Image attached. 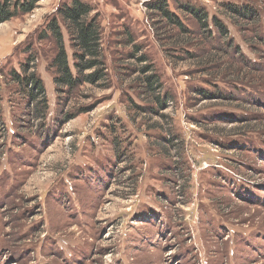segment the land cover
<instances>
[{
    "label": "rangeland",
    "instance_id": "obj_1",
    "mask_svg": "<svg viewBox=\"0 0 264 264\" xmlns=\"http://www.w3.org/2000/svg\"><path fill=\"white\" fill-rule=\"evenodd\" d=\"M72 1L39 0L0 23V264H264V0H78L100 29L106 78L70 94L54 82L50 27L75 75L60 20ZM161 2L192 53L226 68L161 47L174 35L150 11ZM223 5L253 8L258 23H231ZM187 9L207 16V40ZM132 46L164 110L138 89ZM26 65L42 108L14 83ZM243 68L242 82L223 75Z\"/></svg>",
    "mask_w": 264,
    "mask_h": 264
},
{
    "label": "trees",
    "instance_id": "obj_2",
    "mask_svg": "<svg viewBox=\"0 0 264 264\" xmlns=\"http://www.w3.org/2000/svg\"><path fill=\"white\" fill-rule=\"evenodd\" d=\"M38 1L39 0H25L22 3H19L18 1L11 5V0H4L0 3V23L10 20L18 12L21 14H29L34 9V6ZM222 8L223 14L233 24H243L245 21H248L247 23L249 24L253 23L254 25L258 23V16L255 12H253L254 9L251 7L246 6L238 9L233 5H223ZM150 11L155 14L158 13L159 18L165 21L167 25L166 29L169 31V34L173 35L174 33L173 36L168 34L170 37L165 35V37H167L165 40L166 44L161 46L164 50H172L175 54L180 53L183 55V60L185 62L196 63L195 65L200 67L204 65L203 68L212 66V64L218 65L215 61V56L217 55H215V53L213 54V52L203 54V56H195L192 53V50H194L193 46L195 48L198 46L191 45V36L193 35H191L189 31L182 26L178 18L167 11L165 2L158 3L155 6L153 5ZM89 12V7H86L78 0H73L70 6L60 12V20L68 31L73 49L77 51L73 55L75 61V75H73L69 70L62 34L59 31L57 22H54L55 24H52L50 27V33L52 36L51 40L54 41L56 46V54L54 56L52 67L55 69V73L58 77L54 82L59 87V90L65 89V92L70 94L84 84L95 86L99 82L104 81L106 78L104 62L102 59L101 32L99 27L95 25V21L88 19ZM187 14L188 16H191L192 20L198 26L200 33H202V37L204 34L207 40V38L211 36V33L208 31L207 16L196 9H187ZM213 25L216 30H218L219 35L225 38L227 29L224 28L222 23L215 19L213 21ZM123 36L127 40V46L132 45L133 40L129 31H126ZM157 40L162 44L160 38H157ZM131 49L133 54L129 56V59L134 60L138 65L144 64L146 62L144 56H140L138 58L135 57L140 54L139 48L132 46ZM173 60L183 61L182 57H173ZM27 68L28 65L23 67V78H19L14 75L13 79L16 81L14 83L18 87L19 91L31 100L32 103H35L37 107L41 106L42 108L44 107L43 90L39 82L34 79L33 74L30 73L27 75ZM218 68L222 69L226 67L218 65ZM245 70H248V68L240 69V71H226L223 75H226V78L230 76L242 82L246 80ZM85 73L88 74L85 75ZM138 73L140 74L139 76H141L138 89H141V93L144 97H146L147 103L149 102L148 104L156 106L159 110H164L167 102L165 100L166 98H162V100L159 98L162 87L157 75L152 73V68L150 66L146 65H142V68L138 70ZM198 95H201L203 98H208L207 93L202 91L199 92ZM71 118L72 117L68 116L66 120H70Z\"/></svg>",
    "mask_w": 264,
    "mask_h": 264
}]
</instances>
